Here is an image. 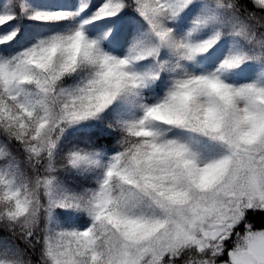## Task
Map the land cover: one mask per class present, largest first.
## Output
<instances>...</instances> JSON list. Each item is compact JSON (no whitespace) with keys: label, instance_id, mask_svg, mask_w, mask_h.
Returning a JSON list of instances; mask_svg holds the SVG:
<instances>
[{"label":"clouds","instance_id":"9594fccd","mask_svg":"<svg viewBox=\"0 0 264 264\" xmlns=\"http://www.w3.org/2000/svg\"><path fill=\"white\" fill-rule=\"evenodd\" d=\"M81 47L80 38L71 40L68 58L75 60ZM55 53L50 49L47 58ZM225 86L242 85L217 83L207 74L175 76L159 100L181 107L189 96L191 127L169 126L171 108L149 116L160 133L155 141L148 131L131 132L117 121L106 125L116 134L110 154L78 146L61 150L67 130L90 120L70 118L71 104L81 99L62 97L59 82L47 98L31 89L37 103L27 110L0 100V230L6 233L0 264H164L165 257L168 264H216L223 237L206 234L218 223L217 213L237 201L246 207L251 185L264 187V98L233 96L226 103ZM101 99L94 95L83 104L93 107ZM118 101L126 102L112 104ZM174 131L188 139L170 135ZM190 140L216 151L205 153ZM169 141L187 145L190 154L172 151ZM61 173L91 176L90 186L73 192ZM58 209L82 215L85 225L63 226ZM247 242V232L238 234L232 252L244 253Z\"/></svg>","mask_w":264,"mask_h":264},{"label":"snow or ice","instance_id":"6c2138e0","mask_svg":"<svg viewBox=\"0 0 264 264\" xmlns=\"http://www.w3.org/2000/svg\"><path fill=\"white\" fill-rule=\"evenodd\" d=\"M193 3L194 0H103L102 3L95 0H78V3L76 0H5L0 5V100H12L21 109L27 110L37 103L31 89L35 88L39 96L47 98L59 82L64 86L60 90L62 97L79 94L81 99L79 105L71 104V119L95 118L107 125L119 121L131 132L148 131L150 139L155 141L160 133L151 128L149 116L159 108H164L166 112L171 108L167 117L169 126L177 130L191 127L189 96H185L182 106L177 107L171 100L161 103L142 95L145 88L154 84L161 73L171 67L161 60L162 50L174 58V73L188 74L183 72L182 65L209 54L226 34L243 37L260 49L259 55L254 57L226 55L213 72L207 73V78L217 83L224 81V73L239 67L246 60H264V0H249L250 6L240 3V0H212L215 10L236 18L230 32L216 30L206 39H194L196 30L216 23L217 16L211 13L198 16L192 22V31L178 38L170 25ZM126 9H131L142 18L146 31L130 42L123 55H118L121 47L119 37L122 34L130 35L135 29V22L131 18L120 15ZM114 17L116 19L111 23L116 29L115 33L109 30L96 39L89 38L88 25L95 26L97 20ZM110 36L113 37L111 40ZM77 37L82 42L81 51L75 60H70L68 44ZM104 41L108 43L104 44ZM50 49H56L53 58H47ZM38 60L40 64L36 65ZM146 61L150 63V68L135 70V66ZM176 83L182 86V82ZM72 85L76 87H67ZM94 95H100L103 99L93 107L85 106L83 99ZM224 95L226 103L233 96L249 101L264 98V85L225 86ZM114 99L125 100L143 116L129 120L127 115L109 112ZM40 104L43 105L42 100ZM109 104L112 106L107 107ZM3 107L8 111L7 105ZM168 147L178 154H190L187 145L176 141H169ZM251 192L246 207L237 201L233 207L219 211L218 223L206 234L214 240L223 237L218 245L221 254L216 264H264V187L253 184ZM242 232H247V248L244 253L235 254L232 252L233 239ZM184 238L193 239L189 235ZM164 264H168L166 257Z\"/></svg>","mask_w":264,"mask_h":264},{"label":"trees","instance_id":"16d2710c","mask_svg":"<svg viewBox=\"0 0 264 264\" xmlns=\"http://www.w3.org/2000/svg\"><path fill=\"white\" fill-rule=\"evenodd\" d=\"M195 1H202L205 6L212 7V0H195ZM78 3V0H76ZM95 2H98V0H95ZM5 3V0H0V5H3ZM240 3L243 4H249V0H240ZM66 11L68 9H65ZM213 10H215L213 8ZM188 11V8L184 9L183 12L180 13V15L176 18L173 23H175L176 26H180L181 22L183 20L184 15ZM213 13V12H212ZM83 15V14H82ZM121 16L127 15L129 18H131L135 22V29L134 31L128 35V34H122L119 39L121 40V47L119 49L118 55H123L126 49L128 48L130 42L134 38L141 37L142 34L146 31V25L144 24L141 17H139L134 11L131 9H126L124 12L120 14ZM215 15L217 16V21L215 24V31L216 30H222L225 33H229L231 30L232 24L236 21L235 17L230 16L227 13L215 11ZM116 18H110V20H97L95 21L94 25H88V35L92 39H96L99 36L103 35L105 32H108L111 30L113 33H115L116 29L113 24H106L111 20H115ZM101 27V30L98 32L96 31L97 28ZM192 30L185 29L183 31V35L185 36L188 32ZM193 37H195L193 33ZM113 37H109V40H111ZM226 39H228L232 46L235 47L238 50V54H245L251 57L257 56L260 53V49L253 45L252 43L245 41L242 38L234 37L230 34H226L222 36V38L218 41L216 45H221L222 42H224ZM104 44H107L108 41H104ZM215 47L211 50V52L205 56L202 57H196L193 61H190L192 66L194 67H201L203 64V60L208 58L212 52H214ZM165 50L161 51V60L164 61V52ZM150 64L148 65V68H150ZM247 66H258L262 69H264V62L255 60V59H249L246 60L244 63L240 64L239 67L235 69H241ZM167 76V71L162 72L160 78L152 85H150L148 88H145L142 92V95L145 96L146 99H150L152 101L159 100L161 97H163L164 93L167 91L165 88V78ZM121 103L116 102L113 104V106L108 110L109 112H117L121 113ZM106 123H101L99 120H90L84 123H81L73 128H69L67 132L64 134V136L61 139L60 148L61 150H66L68 148H71L73 146L78 147H84V148H91L96 150H103L107 153H111L114 151L113 144L115 143V133L106 126ZM2 139V137H0ZM13 150V152H16L15 145L10 146ZM18 154V153H17ZM61 179L63 181L64 186L73 191V192H80L82 189L87 188L90 186V182L92 177L91 176H80L76 175L75 173H68L64 174L61 173ZM57 215L63 223H66V218L68 216V213L65 211L58 210ZM72 224H84L86 223L85 218L82 215L74 214L72 218ZM6 236V233L0 230V238Z\"/></svg>","mask_w":264,"mask_h":264},{"label":"rangeland","instance_id":"374dc122","mask_svg":"<svg viewBox=\"0 0 264 264\" xmlns=\"http://www.w3.org/2000/svg\"><path fill=\"white\" fill-rule=\"evenodd\" d=\"M103 0H98L97 3H102ZM216 10H213L212 7H207L204 5L201 1H195L193 5H190L188 8V11L183 17V20L181 22L180 26H176L173 24L170 25L174 32L176 33L177 37H184L183 31L185 29L192 30V22L198 17V16H204L207 14H211L212 12L215 13ZM106 24H112L111 21H109ZM101 27L97 28L96 31H100ZM215 31V24H209L208 26L201 28L199 30H196L194 32L195 37L194 39L202 40L206 39L209 35H211ZM90 38V37H89ZM164 54V62L169 64L171 67L169 70H167V76L165 78V88L168 90L170 82L174 75H179V72L174 73L172 71V68L175 67V61L174 58H172L167 51L165 50L163 52ZM229 54H238V50L232 46L231 42L226 39L224 42H222L221 45H216L214 52L210 54V56L203 60V64L201 67H194L190 62H186L182 65L183 72L191 73V74H207L210 72H213L216 68V66L220 63L221 60L225 58L226 55ZM149 62H144L143 64L135 66V70L137 71H145L148 69ZM222 79L229 84L239 86L242 84H248V83H258L264 85V69L258 67V66H247L241 69H232L226 73L223 74ZM121 103V114L132 116L135 114V110L132 109L126 102H120ZM170 135H176L184 137L185 139H188L184 133L174 131L173 133H170ZM194 146L198 147L201 151L205 153H213L216 151V149L211 145H203L198 144L196 141H191ZM59 210V209H58ZM57 210V212H58ZM56 212V216H57ZM68 216L66 218V223H63L60 221L59 217L57 216V219L61 222V224L65 227H71V226H83V225H74L72 224V218L74 213L67 212Z\"/></svg>","mask_w":264,"mask_h":264}]
</instances>
